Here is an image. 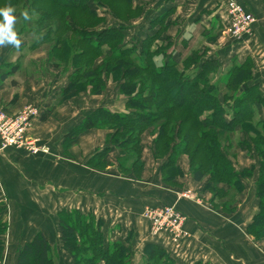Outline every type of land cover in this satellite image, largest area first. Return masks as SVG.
<instances>
[{
	"label": "crops",
	"instance_id": "obj_1",
	"mask_svg": "<svg viewBox=\"0 0 264 264\" xmlns=\"http://www.w3.org/2000/svg\"><path fill=\"white\" fill-rule=\"evenodd\" d=\"M133 1L134 7L141 9V14L129 22L134 23L137 42L141 43L159 32L161 24L152 22L164 17L166 29L152 49L167 46V51L180 68H183L184 60L198 50L202 61H217L215 80L227 73L233 61L241 63L251 56L257 69L256 81L264 90L263 0H244L258 15L259 22L249 35L240 39L227 34L226 10L221 7L227 0ZM108 16L114 19L112 26L128 27V22ZM104 27L99 26V29ZM212 33L213 39L210 37ZM131 37L126 33L125 43ZM20 40V47L29 45L26 40ZM14 49L11 46L0 47V77L7 63L20 64L12 77L0 79V110L16 112L28 103L39 105L42 115L35 120L31 134L40 140V144L49 147V152L34 155L15 148H0V200L5 203L3 219L8 223L0 264H16L19 248L38 232H43L58 247L60 264H72L69 251L60 241L58 214L64 209H76L103 220V231L108 241H124L131 237L134 257L140 260L145 245L156 243L170 253L174 264H264V242L255 241L247 231L259 210L256 181L260 159L257 154L253 158V153L247 152L245 158L241 152L242 161H234L239 171L252 167L254 170L252 176L244 181L246 201L243 200L232 213L197 198L198 195L206 197L203 194L207 193L205 184H200L187 173L185 157L179 158L184 174L175 180L176 185L164 182L161 160L154 156L153 138L149 131L142 136L143 171L139 175L134 169L123 172L119 148L108 142V130H85L66 144V134L96 110L127 112L126 97L120 93V83L108 80L106 90L100 95L84 91L62 100L61 91L71 73L64 74V70L54 67L45 53L35 52L21 64L17 58L11 59ZM165 61L160 56L155 58L158 66ZM29 63L44 65L46 70L36 77L27 73ZM13 80L17 83L13 84ZM43 115L46 119H42ZM106 148L108 151L101 160L105 166L96 167L92 161H98L100 152ZM248 181H252L254 187L249 188ZM188 191L192 197L182 196ZM167 204L177 206L188 216L186 228L191 236L182 248L173 247L168 240L152 237L149 224L142 216L148 207Z\"/></svg>",
	"mask_w": 264,
	"mask_h": 264
},
{
	"label": "trees",
	"instance_id": "obj_2",
	"mask_svg": "<svg viewBox=\"0 0 264 264\" xmlns=\"http://www.w3.org/2000/svg\"><path fill=\"white\" fill-rule=\"evenodd\" d=\"M95 4L123 23L141 14V9L133 6V0H0V7L11 5L21 10L25 24L36 15L28 32H36L38 36L28 48L35 51L48 43L53 66L64 71L73 69L61 91L62 100L83 91L100 95L110 77L120 83L127 112L96 110L66 134V144L85 130H108V142L119 148L122 171L134 169L139 175L144 168L142 135L154 129L157 134L153 141L154 156L163 160L164 182L173 185L174 180L183 175L179 158L188 155L193 179L207 180L204 190L213 193L214 206L232 213L234 203L227 198L245 190L244 181L254 170L252 167L239 171L231 160L236 155L229 152L231 139L239 128L243 135L239 147L257 154L260 159L256 181L259 210L247 231L255 241L264 242V117L257 120V106L264 109V90L256 81L253 58L248 56L241 63L234 61L226 78L216 80L217 61H202L198 50L184 60L183 68L172 58L158 66L154 56L159 51L152 47L166 29L164 17L152 22L161 24L159 32L146 37L140 46L128 45L124 25H105L99 29L106 23L107 15H100ZM124 6L129 11L124 12ZM246 8L253 12L248 6ZM118 12L128 13L129 18H123ZM129 12L135 13L134 17ZM87 19L93 23L84 25L82 22ZM19 67V63H7L0 79L12 77ZM223 100L233 101L232 115L227 113ZM107 151L108 148L98 154V161H92L96 167L105 166L101 160ZM0 203L1 260L8 223L3 219L5 203L1 200ZM58 218L60 241L69 251L72 264H137L130 246L131 237L124 241H108L103 220L76 209H64ZM16 264H60L59 249L43 232H38L19 248ZM142 264H174V259L162 246L147 243Z\"/></svg>",
	"mask_w": 264,
	"mask_h": 264
},
{
	"label": "built area",
	"instance_id": "obj_3",
	"mask_svg": "<svg viewBox=\"0 0 264 264\" xmlns=\"http://www.w3.org/2000/svg\"><path fill=\"white\" fill-rule=\"evenodd\" d=\"M228 19L227 32L240 39L252 32L256 17L237 0H229L226 6ZM42 115L41 108L26 105L16 112L0 110V148H15L30 154L48 153L49 147L40 144L39 139L31 134L34 122ZM192 197L190 192L183 194ZM149 224L150 235L157 239L168 240L175 248H182L191 234L186 228L188 216L175 205L148 207L142 213Z\"/></svg>",
	"mask_w": 264,
	"mask_h": 264
},
{
	"label": "rangeland",
	"instance_id": "obj_4",
	"mask_svg": "<svg viewBox=\"0 0 264 264\" xmlns=\"http://www.w3.org/2000/svg\"><path fill=\"white\" fill-rule=\"evenodd\" d=\"M229 0H227L226 1V3L224 4V6H222L221 5V7L223 8L224 7V11L226 10V6H227V2H228ZM239 3H241L243 6H245V8L247 7V5H246V3L244 2V0H237ZM1 6V5H0ZM95 7H96V9L98 10V12H99V14L100 15H107V11H106V9L104 8V7H102V6H96V4L94 5ZM133 6H134V1H133ZM133 8V7H132ZM247 9V8H246ZM124 12L125 11H129V9L126 7V6H124ZM264 10V9H263ZM222 11V10H221ZM15 12L18 14H16V18H17V20H16V24H15V30L17 31V34H18V37L20 38V39H23L24 41L26 40L28 43L27 44H30L31 43V41L33 40V39H35L37 36H38V34L36 33V32H34V33H32V32H28V28L29 27H31V26H33V19L36 17V15H34V17H32L31 19H30V21H28V23H24V21L22 20V17H21V14H22V12H21V10H17V9H15ZM119 13V15H121L123 18H129V17H127L128 16V13H123V12H118ZM222 13V12H221ZM254 13V12H253ZM129 15H131V16H133L134 17V15H135V13H130L129 12ZM254 15H255V17H256V21H255V23H254V25H253V27L254 26H256L257 24H258V22H259V17H258V15H256L255 13H254ZM110 16H114L113 14H111ZM135 18H132V19H129V20H126V23L128 22H133V20H134ZM81 20V19H80ZM226 21H227V23H228V19H227V13H226ZM84 25H91L92 23H93V21H91V20H88L87 19V21H84V22H82ZM110 24V25H109ZM112 24H114V19H111L108 15H107V21H106V23L104 24V25H106L107 27L108 26H112ZM128 27L127 28H125L124 30L126 31V33H128V34H130L132 37H131V39H130V41L129 42H126V44H128V45H136V46H140L141 44L139 43V42H137V39L135 38V26H134V23H129V24H126ZM100 26H102V25H100ZM21 29H24V31H22V32H20V30ZM253 29V28H252ZM227 34L229 35V37L231 36V38L233 37L232 35H230L228 32H227ZM210 37L213 39V33L212 34H210ZM228 37V36H227ZM234 38V37H233ZM47 46H49L48 45V43L47 44H45V45H43V46H41L40 48H38L37 50H35V51H32L30 48H28V46H26V45H24V46H22V47H20L19 49H14L13 50V52H12V55H11V59L13 58V59H18L19 61H20V63L22 64V63H25L26 62V60L28 59V58H31V56L32 55H34V54H36V53H45L48 57H49V60H50V63H52L51 62V59H50V52H49V50H47L48 49V47ZM206 47L208 48V49H210V47L208 46V45H206ZM153 50H158L159 52L154 56V60H155V58H157V57H159L160 56V58H163V59H166V60H168V59H170V58H172L171 56L172 55H170V52H168L167 50H168V47L167 46H159L157 49H153ZM36 52V53H35ZM166 55H170L168 58H165L166 57ZM192 55V54H191ZM190 55V56H191ZM252 55H254V56H256L253 52H252ZM16 59V60H17ZM173 59V58H172ZM256 59V58H255ZM258 59V58H257ZM102 59H99V61H101ZM15 62V61H14ZM234 62V61H233ZM11 64H13V63H11ZM53 65V64H52ZM230 68V67H229ZM228 68V69H229ZM227 69V70H228ZM46 70V67H44V65H36L35 63H29L28 64V66H27V73H29V74H33V75H35L36 77H40L41 76V74H42V72H44ZM73 70V69H72ZM72 70H68V72L67 71H64V74H67V73H72L73 71ZM72 71V72H71ZM3 72V71H2ZM215 75H216V73H215ZM70 76V75H69ZM69 76H68V78H69ZM214 76V75H213ZM222 76L223 77H221V74H220V76L219 77H221V78H223V79H225L226 78V76H227V73L224 75V74H222ZM214 77H216V76H214ZM109 80H111V81H114L113 80V78H109ZM107 82H108V80H107ZM115 82V81H114ZM17 83V82H16ZM119 83V82H118ZM106 88H107V85H106ZM106 88H105V90H106ZM84 92V91H83ZM86 92H88V91H86ZM81 93V92H80ZM79 93V94H80ZM90 93V92H89ZM78 94V95H79ZM27 105H35V106H37V107H39L40 108V106L39 105H37V104H34L33 102L32 103H28ZM223 105H224V108H226V110H227V113H229V115H232V113H233V108H234V103H233V101L232 100H230V101H227V102H224V100H223ZM26 106V105H25ZM24 107V106H23ZM264 117V109H263V107L261 106V105H258L257 106V120L258 119H262ZM150 132L151 133V136H152V138H153V141H154V138H155V136L157 135L156 134V132L154 131V129H149V130H147L146 132ZM143 136V135H142ZM241 136H243V135H241V130L238 128L237 129V131H236V133L235 134H233L232 135V144L230 145V150H229V152L231 153V154H236L235 156H232L231 157V160H232V162L234 163V161H242V158H241V152H244V155H242V156H244L245 158H246V156H247V151H245V150H242L240 147H239V141H241L242 140V137ZM17 151H19V150H17ZM29 153V152H28ZM36 155V154H35ZM181 157H185V160H186V162H187V167H186V169H187V173L192 177V165H191V162H190V158H189V156L188 155H182ZM252 157L254 158L255 157V153H253L252 154ZM257 157V156H256ZM255 157V158H256ZM157 160V159H156ZM160 160V159H159ZM161 162V173H162V164H163V160H161L160 161ZM238 164V163H237ZM235 165V164H234ZM142 171H143V169H142ZM183 174H184V172H183ZM176 180V179H175ZM174 180V184L173 185H176V181ZM206 181L207 180H204V181H202V182H200V184H202V185H204V184H206ZM205 186V185H204ZM247 186H249V188L250 187H254V183L252 182V181H248L247 182ZM205 191V190H204ZM189 192V191H188ZM185 193H187V192H185ZM185 193H183V194H185ZM182 194V195H183ZM203 194H206V197H203V196H200V195H198V199H201L202 200V198L203 199H205L206 201H208L210 204H212L213 206H214V204H213V202H212V199H213V193L212 192H210V191H207V193L206 192H204ZM246 197H248V196H245L244 197V193L242 192L241 194H235V193H233L232 195H231V197H229V198H227V200L229 201V202H231V203H234V206H233V208H234V210L236 211V209H238V207H240V204L241 203H243V200H245L246 201ZM220 203V202H219ZM0 205H1V203H0ZM216 207V206H215ZM219 209H222L221 207H218ZM230 208H232V206L230 207ZM223 210V209H222ZM234 211V212H235ZM61 253L59 252V262L61 261L60 259H61V255H60ZM135 260V262L137 263V264H142V260H140V258H135L134 259Z\"/></svg>",
	"mask_w": 264,
	"mask_h": 264
},
{
	"label": "clouds",
	"instance_id": "obj_5",
	"mask_svg": "<svg viewBox=\"0 0 264 264\" xmlns=\"http://www.w3.org/2000/svg\"><path fill=\"white\" fill-rule=\"evenodd\" d=\"M16 20L15 9L11 5L0 7V47L20 48L21 40L15 30Z\"/></svg>",
	"mask_w": 264,
	"mask_h": 264
}]
</instances>
